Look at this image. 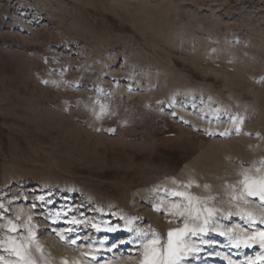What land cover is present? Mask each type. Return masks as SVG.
Returning <instances> with one entry per match:
<instances>
[{
    "label": "rangeland",
    "instance_id": "obj_1",
    "mask_svg": "<svg viewBox=\"0 0 264 264\" xmlns=\"http://www.w3.org/2000/svg\"><path fill=\"white\" fill-rule=\"evenodd\" d=\"M262 161L264 0H0V241L32 228L36 264H140L171 191L219 210L185 264H264L219 235L264 230L232 198Z\"/></svg>",
    "mask_w": 264,
    "mask_h": 264
},
{
    "label": "snow or ice",
    "instance_id": "obj_2",
    "mask_svg": "<svg viewBox=\"0 0 264 264\" xmlns=\"http://www.w3.org/2000/svg\"><path fill=\"white\" fill-rule=\"evenodd\" d=\"M106 106L101 105V112L97 115L99 119L101 115L105 113ZM175 115V113H173ZM217 119H220L218 116ZM237 134L241 132V126L243 124L242 118L229 117ZM214 135L215 133H209ZM230 134V130L220 132V136H227ZM264 164V161H262ZM242 179L238 182L240 189L238 194L232 198L234 200L240 199L248 202L247 198H254L259 201L262 207H264V169L257 168L255 174L248 172H242ZM190 181L186 188L191 187ZM207 187V185L205 186ZM173 197H179L186 203H172L171 208L168 209V214L177 218H183V227L170 229L167 233L166 240H163L159 234L144 232L141 229L136 230V240L122 241L127 244H137L142 249V259L140 264H185L186 258L189 253L199 251L193 238L200 239L202 243L208 241L204 239L209 233L217 232L218 229L214 226V220L217 212L216 208L208 207L207 204L189 194L186 191H171L169 193ZM0 209H3V205H0ZM156 211H160V205H156ZM229 216L231 213L228 214ZM242 219H245L249 224H255L256 218L251 214H240ZM31 219V218H29ZM259 222L264 224V217H261ZM72 224H79L81 221L72 220ZM132 221H129L131 224ZM218 223V222H217ZM96 227V225H93ZM8 232L17 233L19 231L17 225L8 222ZM99 230V229H97ZM115 229H109L114 231ZM71 234L75 229H67ZM129 231H132L129 228ZM219 235L228 236L233 247L239 249L241 247L251 248L254 245H259L261 249H264V230H253L250 235H241L240 233H232L231 229L227 231H219ZM63 239L64 237L61 236ZM77 238L71 239L72 244H76ZM36 245V250L41 251L38 244H36V234L32 228L27 229V236L21 235L20 238L16 236H9L7 240L0 241V250L7 252L9 256L15 257V259H6L3 255H0V264H36V261L32 258L30 249L33 245ZM95 259V257H92ZM258 259H264V256L258 257ZM63 264H68L64 261ZM249 264H255V261H249Z\"/></svg>",
    "mask_w": 264,
    "mask_h": 264
}]
</instances>
